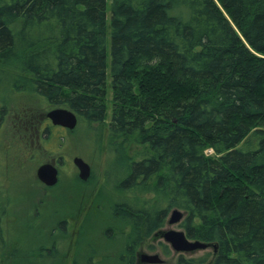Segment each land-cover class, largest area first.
I'll return each mask as SVG.
<instances>
[{"label":"trees","instance_id":"1","mask_svg":"<svg viewBox=\"0 0 264 264\" xmlns=\"http://www.w3.org/2000/svg\"><path fill=\"white\" fill-rule=\"evenodd\" d=\"M0 65L77 125L110 115L117 188L131 196L114 214L134 239L178 208L186 237L214 255L175 264H264V0H0ZM53 128L39 136L58 151Z\"/></svg>","mask_w":264,"mask_h":264},{"label":"rangeland","instance_id":"2","mask_svg":"<svg viewBox=\"0 0 264 264\" xmlns=\"http://www.w3.org/2000/svg\"><path fill=\"white\" fill-rule=\"evenodd\" d=\"M109 14L108 2L107 21ZM12 77L19 81L20 70L0 65V107L5 108L0 127V264H85L87 259L94 264H120L121 255L134 257L136 264H147L140 261L142 254H157L160 264H175L180 255L207 256L211 261V246L176 252L165 243L164 231L182 230L180 222L169 224L168 217L161 228L142 234L141 239L132 237L129 226L118 225L114 208L131 196L117 188L123 175L108 139L109 114L103 124L80 122L72 131H58L57 135L64 133L65 141L57 151L53 141L42 144L40 140L48 111L45 104L29 93L18 92L10 84ZM127 147L129 157L134 158L138 145ZM59 154L66 157V165L59 167L57 184L45 190L36 178V169ZM205 154L211 155L212 150ZM75 156L91 165L87 181L79 180L67 162ZM150 190L147 186L138 195L152 197ZM62 220L66 221L65 231L58 229ZM161 245L169 247V256L161 253Z\"/></svg>","mask_w":264,"mask_h":264},{"label":"water","instance_id":"3","mask_svg":"<svg viewBox=\"0 0 264 264\" xmlns=\"http://www.w3.org/2000/svg\"><path fill=\"white\" fill-rule=\"evenodd\" d=\"M46 117L53 125L73 130L77 125V117L73 111L64 107H56L46 112ZM73 164L78 170V177L86 180L90 175V166L81 157L72 158ZM36 177L47 186H53L58 179V170L53 163H43L36 169ZM184 217L183 211L174 208L168 214L169 224H178ZM163 240L169 244L170 248L176 252H189L198 249H206L210 245L208 243L192 240L186 237L183 230H167L163 233ZM141 262L147 264H160L162 259L157 254H142Z\"/></svg>","mask_w":264,"mask_h":264},{"label":"flooded vegetation","instance_id":"4","mask_svg":"<svg viewBox=\"0 0 264 264\" xmlns=\"http://www.w3.org/2000/svg\"><path fill=\"white\" fill-rule=\"evenodd\" d=\"M17 90H18V92L20 91V79H19V81H17ZM49 110V109H48ZM46 114V113H45ZM48 119V118H47ZM3 120V119H2ZM49 120V119H48ZM49 123H51V121H49V122H43L41 125H42V127H41V129L42 128H44L47 124H49ZM52 124V123H51ZM1 125H2V123H1ZM1 125H0V127H1ZM53 125V124H52ZM54 126V128L53 129H55L54 130V132H53V136H56L57 135V132L59 131H66V130H68V129H66V128H64V127H61V126H57V125H53ZM41 140V139H40ZM39 140V141H40ZM51 142H52V140H51ZM42 143V142H41ZM47 144V143H46ZM53 145L55 146V143H53ZM65 156H63V155H61V154H59V155H57V157H55V159L54 160H52L51 161V163H53L55 166H56V168H57V170H58V179H57V182H58V180H59V167L61 166V165H66L65 164V161H63V158H64ZM66 158V157H65ZM82 158V157H81ZM83 159V158H82ZM84 160V159H83ZM85 161V160H84ZM67 162H69V163H71V166L73 167V170L76 172V175H77V177H78V170H77V168H76V166L73 164V162H72V159L69 161V160H67ZM86 163H88L87 161H85ZM88 165L90 166V174H91V165L88 163ZM76 169V170H75ZM89 177H90V175H89ZM89 177L86 179V180H81L79 177V180H81V181H87L88 179H89ZM37 178V177H36ZM37 180H38V178H37ZM39 182H40V184L45 188V190L46 189H48V188H50V187H53V186H55L56 184H57V182L53 185V186H47V185H45L44 183H42L40 180H38ZM168 217V216H167ZM60 223V225H59V227H58V229H60V230H62V231H65L66 229H65V223H66V221L65 220H62V221H60L59 222ZM162 227V226H161ZM160 227V228H161ZM166 243V242H165ZM167 244V243H166ZM162 253V252H161ZM141 261V260H140Z\"/></svg>","mask_w":264,"mask_h":264}]
</instances>
